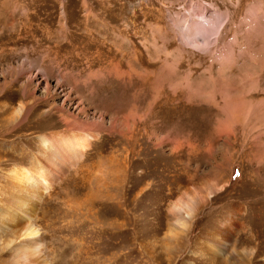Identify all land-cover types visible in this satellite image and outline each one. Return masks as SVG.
Instances as JSON below:
<instances>
[{"label": "rangeland", "instance_id": "rangeland-1", "mask_svg": "<svg viewBox=\"0 0 264 264\" xmlns=\"http://www.w3.org/2000/svg\"><path fill=\"white\" fill-rule=\"evenodd\" d=\"M197 32L202 40L189 45L190 33L199 38ZM111 99L119 103L112 109ZM3 105L9 116L0 118V181L14 167L31 168L41 135L80 130L61 115L100 133L97 141L105 135L101 148L108 154L132 153L131 193L123 203L141 212L143 248L134 244L133 229L111 264H169L175 256L173 264H247L251 258V264H264V242L255 260L244 245L249 229L264 234V0H0ZM21 105L27 109L23 119L6 121ZM154 115L156 145L145 126L134 129L137 120ZM115 121L116 129L106 130ZM130 129L126 139L121 131ZM92 153L36 209L32 222L46 229L44 255L51 264L97 259L77 252V219L66 226V218L58 230L55 219L62 217L52 208L58 194L72 191L82 169L97 162ZM108 165H98L92 186L107 177ZM197 193L209 194L190 231L171 238V211ZM232 214L243 226L233 229L217 260L202 262V238L217 234ZM2 236L0 264H11L3 249L11 237ZM112 247L111 241L101 247L106 264Z\"/></svg>", "mask_w": 264, "mask_h": 264}, {"label": "bare ground", "instance_id": "bare-ground-1", "mask_svg": "<svg viewBox=\"0 0 264 264\" xmlns=\"http://www.w3.org/2000/svg\"><path fill=\"white\" fill-rule=\"evenodd\" d=\"M199 33L200 32H197L196 35L201 38L202 35ZM48 94L50 93H46L45 100L48 99ZM49 100L50 99H48V101ZM38 103H42V101ZM115 103V99L107 101V104L111 105V109L119 105V103ZM153 105L154 108H157L158 103ZM0 108L2 109L0 118L9 116V108H7L6 105ZM124 108L125 107H122V109L118 108V114L124 111ZM59 111L64 112V108H59ZM24 114H27V109L25 106L21 105L18 109L13 111L12 118L10 117L6 121H19L23 119ZM33 115H30L28 120L32 118ZM61 118L66 125H79L80 130L76 128H73L75 131L70 130L61 132L55 130L56 132L41 135L37 139L38 151L33 154L31 168L21 166L14 167L3 175L5 176L3 181H0V237L4 234L11 237L3 244V249L12 255L11 264H51L49 259L44 255L46 246L44 244L45 238L43 233L46 229L40 228L37 224H33L32 220L37 207L43 203L46 196L52 197L54 185L62 181L63 177L72 167L81 166L86 158H88V153H92V151V156L94 155L93 159L97 160V162L86 165L85 170L84 168L82 169L79 176L71 183V192H66L63 195L58 194L57 196L59 198L53 200L54 204L52 208L58 211L56 216L62 217L61 219H55V224L62 227L61 225L65 223L66 218H69V224H64L69 226L77 219V223L80 224V226H78L79 237L75 240V243L78 245L77 252L82 258L90 256L97 257V259L93 261V264H106L103 258L105 253L101 247L105 245L107 241H111V245L113 246L111 248L112 252L108 255L110 262L107 264H111L115 259L118 260L131 236L129 232H132L133 229L135 235H137L136 238H132L134 244L136 241L140 247L143 248L142 242L144 236L140 235L142 232L138 229L143 222V219L139 217L141 212L136 207L130 212L127 209L128 205L124 206L125 204L123 203L124 201L128 204L127 198L131 193V189L127 187V180L131 176H129L128 172L132 153L130 155L127 153L125 155L127 149L121 150V153H119L117 149L119 154H115L116 151L114 152L113 150L108 154V149L101 148L102 145H104L105 135L100 138L101 140L97 141L100 137V133H91L86 129H81L83 126L78 124L77 119L69 122L65 120L62 115ZM156 118L157 115L149 116L145 121L139 119L140 122L137 120V127L134 128L137 130L139 126H145L146 132L149 130V136L154 138L153 145H156L155 142H157L159 138L157 134ZM154 119L155 121L153 122L152 128L148 123ZM116 125L117 122L115 121L108 129H106L104 125H101V127L106 130H111L116 129ZM18 131L19 129L16 128L10 134H15ZM132 131L133 129H130L127 132L121 131V133L123 137L127 139ZM117 132L118 135L120 132ZM115 135L116 134L109 136ZM114 138L112 137V139ZM119 146L120 144H118L116 148ZM103 162L108 163L111 170L107 177L92 186L91 180L96 176V169L98 165ZM212 192L213 186L209 188V193ZM208 194L197 193L187 195L177 202L171 211L175 218V222L171 224L169 230L171 238L178 237L190 231L196 211H198L201 204L207 200ZM59 207L60 210L62 209L61 211H59ZM238 209L240 212L242 211L241 208L238 207ZM49 211H51V208ZM235 216L236 214H232L228 221L220 227L217 234L207 235L206 238H202L201 241L207 242L206 244H208L201 246L199 249L204 258L201 259L202 262L205 260H217L222 247L225 245V242H228L227 239L233 232V229L243 226V224L235 221ZM128 223L129 226L132 225L133 227L129 228ZM60 227L58 226V230ZM251 229L245 234V244H243L249 246V250H247L251 252L250 256L252 255L253 260H255L259 257L260 253L263 254L264 246L262 247L263 250L260 247L264 242V234L257 236V232L252 233ZM105 237L108 238L105 240ZM126 237L128 238L126 239ZM167 237L169 236L167 235ZM115 240H117V242ZM124 240L126 243L123 242ZM93 243H96L98 247H95ZM166 248L167 245H165V249ZM74 249V247L69 248L65 255L71 253ZM128 255L129 254H126L125 256L127 257ZM175 260L176 256L170 257L168 263L173 264ZM251 261L252 258L250 261L248 260L247 264H251ZM262 261L264 262V260ZM153 264L159 263L154 262Z\"/></svg>", "mask_w": 264, "mask_h": 264}, {"label": "water", "instance_id": "water-1", "mask_svg": "<svg viewBox=\"0 0 264 264\" xmlns=\"http://www.w3.org/2000/svg\"><path fill=\"white\" fill-rule=\"evenodd\" d=\"M195 30H197V29H195ZM198 30H201V31L204 32V33L207 31V32L209 33V32L211 31V28L206 27V31H204V30H202V29H198ZM207 32H206V33H207ZM212 32H214V30H213ZM196 39H198V38H196V37H192V36H191V33H190V39H189L190 42H189V45H191V43H192L193 41H195ZM201 40H202V39L199 38V41H201Z\"/></svg>", "mask_w": 264, "mask_h": 264}]
</instances>
